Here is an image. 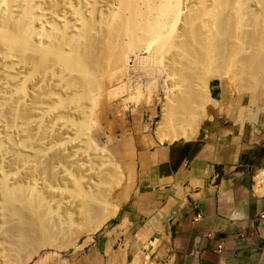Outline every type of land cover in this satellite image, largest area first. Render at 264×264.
Instances as JSON below:
<instances>
[{
    "label": "bare ground",
    "instance_id": "bare-ground-1",
    "mask_svg": "<svg viewBox=\"0 0 264 264\" xmlns=\"http://www.w3.org/2000/svg\"><path fill=\"white\" fill-rule=\"evenodd\" d=\"M74 1L0 0V264H23L41 247L80 230L96 232L113 217L104 206L110 164L92 138L93 119L132 53L159 55L169 80L181 84L157 132L161 141L196 135L202 120L190 104L198 81L211 87L227 76L247 91L264 73V0ZM48 18L56 21L48 26ZM22 67L29 69L24 80L17 75ZM39 77L57 78L66 89L67 98L54 97V109L49 94L57 88L48 90L45 110L37 104L45 98L33 91L26 104ZM34 104L43 108L41 118ZM57 115L65 141L53 144L44 121ZM22 118L17 147L8 130L19 131Z\"/></svg>",
    "mask_w": 264,
    "mask_h": 264
},
{
    "label": "crops",
    "instance_id": "crops-1",
    "mask_svg": "<svg viewBox=\"0 0 264 264\" xmlns=\"http://www.w3.org/2000/svg\"><path fill=\"white\" fill-rule=\"evenodd\" d=\"M222 90L192 139L131 133L127 196L59 264H264V114Z\"/></svg>",
    "mask_w": 264,
    "mask_h": 264
},
{
    "label": "rangeland",
    "instance_id": "rangeland-1",
    "mask_svg": "<svg viewBox=\"0 0 264 264\" xmlns=\"http://www.w3.org/2000/svg\"><path fill=\"white\" fill-rule=\"evenodd\" d=\"M77 1L79 0L74 1L75 5L81 6V2H83V0L80 1V4H77L79 3ZM59 12L61 13L62 11ZM50 20L46 21L45 24L47 23L46 25L49 26L56 21L55 19H50ZM142 50L136 51L128 57L129 64L127 63L125 71H123V73L117 76L113 80L111 86L109 87L110 91L113 92L112 93L113 95L104 97L102 99L101 104L99 105V107H97L98 110L96 109L95 111L94 119H93V122L95 123L94 125L96 127L94 126L93 128L92 138L94 142L97 143L98 145L97 147L101 151L103 157L107 161L109 160L108 165L110 164L109 169L111 170V174H112V176L110 175L111 176L110 183L112 185L111 184H110L111 186L109 185L107 201L104 206L105 208L110 207V209H113L114 212L113 217L116 215L121 202L127 196L126 195L127 188L130 187V183H131V179H130L131 173L128 163L130 158L129 139L131 138V133L136 132L138 128L140 129L143 128L153 133L158 138V133H157L158 130L162 127V124L164 126L166 123L164 122L165 118H167V116H165V114H167L166 109L173 107L175 105V102L179 101V97L177 96L175 97L174 95V92L176 90V89L174 90V87L177 85L175 83H177L178 81L177 82L173 81L175 83H172V80L171 81L169 80L170 78L163 64H161L159 55L157 56L151 50L149 51L148 49L145 50L142 49ZM20 71L22 73H20ZM28 72L29 69L27 68L25 69L22 67L17 72V75L20 76V77L18 76L19 79H21L22 77L23 78L22 80H24V77H26L25 75H27ZM38 79L39 80H37L35 83L36 85L34 84L33 86L36 90H34L32 86L28 87L29 96L26 98L27 100L26 104L32 103V102H28L29 99L30 101L32 99L31 91L35 92L36 94L38 93V95L40 94L46 99L45 100L42 98L43 101L41 102L37 101L38 102L37 104L40 103V106H42L44 110L45 107L46 108L49 107V103H50L47 102L48 104H46L44 103V101L45 102L49 101V99L50 101L54 100L55 103L53 102V105L52 104L50 105V107L54 109L57 101L56 99H60L64 96H65L64 98H67L68 94L66 93V89H64V86L63 87L59 86L60 83L58 82L57 78L54 79L55 81L51 79H48L47 81L44 80V78H40V77ZM257 79L258 80L254 83V85L247 91H245V88H243V86L239 83V80H236L231 77L227 78L226 76V78L224 79L214 78L213 80L212 79L211 80L213 81V85H218L221 90L222 89L224 90V91L222 90L224 94L229 95L231 97H235L237 95L239 97L242 96L243 99H245V102L248 106L253 105L254 108H256L260 114H264V73H261ZM0 81H2V79H0ZM0 84L4 85V82ZM178 85L181 88V84L179 82ZM205 85L207 84L205 83ZM213 85H211V87H213ZM177 86L175 88H177ZM196 86L198 87L197 90H196L197 88ZM196 86L194 88L196 90L195 92L196 98L192 99L191 104H194V102L196 103L195 106L193 107L190 104L191 106L190 109H192L191 110L192 114H194L196 117H198L199 115V117L202 120L199 122V126L196 127L197 130L196 135H197L200 129L208 122V119L209 120L212 119L214 114H216L217 106H218L216 98L219 97L216 96V94L215 97L214 96L212 97V95H210L212 94V89L210 86L209 87L204 86L199 81L197 82ZM7 87L8 86L6 84V88ZM14 87L15 86H12L11 88L9 86L8 89L10 88L9 90L13 92ZM53 88L54 89L57 88V89L52 91ZM180 88L178 89L179 91L181 90ZM201 88L204 91L206 89V92L203 93L204 91H202ZM207 88H209V90ZM48 90L52 92H50L49 94ZM41 92L43 93L41 94ZM176 93H178L177 90L175 94ZM47 94H49V99L48 97H46ZM51 95L53 99L51 98ZM41 96L39 98L40 100H41ZM174 98L177 99L175 100ZM170 99L171 101L173 102L175 101V102L171 103ZM42 102L43 104H41ZM37 104L36 105L34 104V106L36 107V110L41 111V112L39 111V115L41 118L42 116L41 113L43 111V108L41 107L42 108L41 109L39 105L37 106ZM197 107L198 108L200 107L201 109L203 107V109L199 110L200 108L198 109ZM55 111L57 110L55 109ZM39 115H36L34 117L39 118ZM53 117L54 116L47 118V119H51V121L45 119L44 128L46 129L48 127L49 129L50 127L49 130L52 129L51 130L52 132L49 131L48 129L45 130L47 131V136L49 137L51 136V141L53 142V144H60L65 141V134H61V132H59L61 127L60 125L61 122L59 123V120L61 119H59V116L57 115L54 118ZM17 122H18V127H20L19 131L17 130L13 133L10 132V130H8V134L12 136V138L15 140V144L16 145L18 144L17 147L18 146L20 147L24 138V132L23 130L21 131V127L23 128L25 126V120L22 118ZM189 128L190 127H188V129ZM41 131L42 130L36 131L34 136L41 137V135L44 133V131L42 132ZM52 134H55L57 136L56 137L54 135V137L57 138L56 139L57 141L55 140L54 137H52L53 136ZM181 139L189 140L191 138H181ZM6 144H7L6 147L10 145L9 142ZM8 148H11V150L8 149L6 152L8 153L7 154L8 158L5 156L6 157L5 166L8 165V161L10 159L9 157H11L12 155V147L9 146ZM5 166L4 167L2 166V168L7 169V167ZM9 181L12 182L11 178L9 179ZM113 217H111L105 224H103L102 227L96 232L92 233L89 231L80 230L79 233H75L72 235L70 234V236L67 235L64 238L55 240V242H53V246L48 245L41 247L35 254H33L31 259L26 260L23 264L63 263V261L68 255L72 254L73 251H77L81 247L83 241H89L104 226L110 223ZM18 261L16 262L13 261V262L17 264ZM10 264L13 263L11 262Z\"/></svg>",
    "mask_w": 264,
    "mask_h": 264
},
{
    "label": "built area",
    "instance_id": "built-area-1",
    "mask_svg": "<svg viewBox=\"0 0 264 264\" xmlns=\"http://www.w3.org/2000/svg\"><path fill=\"white\" fill-rule=\"evenodd\" d=\"M264 188V170L259 171L258 173L255 174L254 176V188L260 189V188ZM201 215H197L196 219H200ZM219 249H221V247H219Z\"/></svg>",
    "mask_w": 264,
    "mask_h": 264
}]
</instances>
